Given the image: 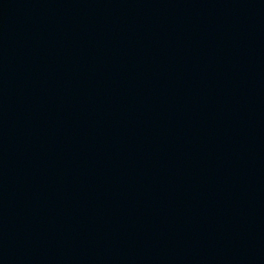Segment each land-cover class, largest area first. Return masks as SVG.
<instances>
[{
    "label": "water",
    "instance_id": "95a60500",
    "mask_svg": "<svg viewBox=\"0 0 264 264\" xmlns=\"http://www.w3.org/2000/svg\"><path fill=\"white\" fill-rule=\"evenodd\" d=\"M0 264H264V0H0Z\"/></svg>",
    "mask_w": 264,
    "mask_h": 264
}]
</instances>
